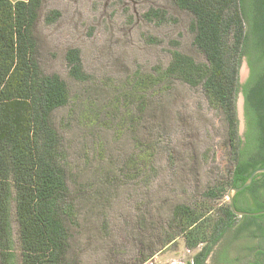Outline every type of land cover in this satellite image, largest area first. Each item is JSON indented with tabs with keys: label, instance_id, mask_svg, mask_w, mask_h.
<instances>
[{
	"label": "rangeland",
	"instance_id": "374dc122",
	"mask_svg": "<svg viewBox=\"0 0 264 264\" xmlns=\"http://www.w3.org/2000/svg\"><path fill=\"white\" fill-rule=\"evenodd\" d=\"M151 9L162 16L147 20ZM190 22L191 15L172 0H42L33 30L38 62L44 73L65 81L70 95L54 111L53 122L62 137L75 201V264H135L146 244L172 232L168 223L176 204L196 206L213 217L229 204V187L216 197L205 194L225 185L234 154L223 114L208 103L201 87L170 79L145 93L141 113L133 96L135 73L164 69L171 50L205 62L192 44ZM69 48L79 50L88 80L68 76ZM244 64L243 58L242 82ZM234 105L236 134L242 139L239 92ZM88 109L91 118L93 111L99 113L94 123L84 117ZM135 139L154 147L149 174L136 175L131 167L129 159L138 152ZM29 197L28 188L0 183V264H31L25 262L17 221ZM239 201L250 203L246 193ZM231 231L212 245L202 264H214L211 255L220 243L231 247L230 264L250 263V248L263 242L244 234L233 238ZM203 245L188 248L178 235L142 264H193Z\"/></svg>",
	"mask_w": 264,
	"mask_h": 264
},
{
	"label": "trees",
	"instance_id": "16d2710c",
	"mask_svg": "<svg viewBox=\"0 0 264 264\" xmlns=\"http://www.w3.org/2000/svg\"><path fill=\"white\" fill-rule=\"evenodd\" d=\"M191 15L192 44L205 62L176 49L164 69L137 72L132 89L139 99L137 110L144 109V95L149 90L177 79L190 86H200L208 103L218 108L227 124L228 140L234 163L225 185L210 188L209 197L222 195L226 187L241 186L257 168L264 167V0H172ZM42 0H0V183L12 181L28 188L27 206L18 215L19 240L25 262L31 264H75L72 229L76 223L74 197L68 186V164L62 137L54 125L53 113L69 101V90L57 74L44 73L38 62L34 26ZM162 16L158 10L145 13L147 20ZM50 20L51 17H50ZM160 21V20H159ZM245 59L248 75L239 81V67ZM68 76L83 82L89 79L77 48L65 53ZM243 95L245 129L237 136L235 97ZM84 113L90 123L93 118ZM130 112V111H127ZM138 152L129 162L134 174L153 170L154 147L136 140ZM247 194L250 203L239 198ZM264 172L254 175L247 187L233 196L236 212L264 211ZM228 204L221 215L213 217L200 208L178 203L173 207L169 228L153 245L139 251L135 264H142L176 236L184 237L188 248L205 243L193 264H202L212 245L231 231L260 239L262 247L252 246L249 264H264V213L241 215ZM235 226V228H234ZM230 242V241H229ZM220 264H230V249L222 243Z\"/></svg>",
	"mask_w": 264,
	"mask_h": 264
},
{
	"label": "water",
	"instance_id": "95a60500",
	"mask_svg": "<svg viewBox=\"0 0 264 264\" xmlns=\"http://www.w3.org/2000/svg\"><path fill=\"white\" fill-rule=\"evenodd\" d=\"M245 60V59H244ZM243 69H244V72L246 73V76L248 75V66H247V62L245 60V64L243 66ZM242 82V81H240ZM240 93V100H241V104H243V95L241 92ZM260 172H264V167H261V168H257L255 169L254 171L251 172V174L248 176L247 180L239 187H231L229 188V193H228V201H229V204L231 205V209L233 211L234 210V207H233V196L236 192H239L240 190H242L243 188L247 187L248 185H250V183L252 182L253 180V177L255 174L257 173H260ZM236 212V211H235ZM260 213H264V211H259V212H247V211H242V212H236V214L238 215H258Z\"/></svg>",
	"mask_w": 264,
	"mask_h": 264
},
{
	"label": "flooded vegetation",
	"instance_id": "af4514ba",
	"mask_svg": "<svg viewBox=\"0 0 264 264\" xmlns=\"http://www.w3.org/2000/svg\"><path fill=\"white\" fill-rule=\"evenodd\" d=\"M263 198H264V194H263ZM217 247L218 248L214 249V251L212 252V255H211L214 264H220L218 261V255H219V252L223 249V244L220 243L219 246H217Z\"/></svg>",
	"mask_w": 264,
	"mask_h": 264
}]
</instances>
